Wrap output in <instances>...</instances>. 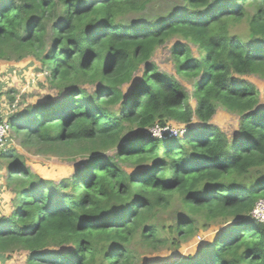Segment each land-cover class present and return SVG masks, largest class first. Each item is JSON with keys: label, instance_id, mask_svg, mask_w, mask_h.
I'll return each instance as SVG.
<instances>
[{"label": "trees", "instance_id": "trees-1", "mask_svg": "<svg viewBox=\"0 0 264 264\" xmlns=\"http://www.w3.org/2000/svg\"><path fill=\"white\" fill-rule=\"evenodd\" d=\"M153 1L0 0V97L19 106L11 123L33 115L25 141L87 154L56 185L0 151L14 194L0 217L2 259L23 251L26 264H146L143 255L226 225L175 264H264V224L251 216L264 198V87L249 79L264 81V0H181L165 17L122 21ZM175 38L169 73L152 57ZM28 58L48 71L56 98L24 100L36 77L6 88L2 63ZM197 79L193 107L182 81ZM221 107L239 116L235 136L212 123ZM170 123L185 133L145 134Z\"/></svg>", "mask_w": 264, "mask_h": 264}, {"label": "rangeland", "instance_id": "rangeland-1", "mask_svg": "<svg viewBox=\"0 0 264 264\" xmlns=\"http://www.w3.org/2000/svg\"><path fill=\"white\" fill-rule=\"evenodd\" d=\"M180 2L182 1L154 0L152 3L147 5L146 8L128 13L122 21L130 24L147 23L149 21L165 17L172 11V9L180 6ZM178 41H180V39L175 38L168 44L157 48V50L154 52L152 60L157 63L162 71L175 73V68L173 67L174 58L172 55V47ZM190 46L193 49L194 53L198 55V47L194 44H191ZM29 59L31 58L25 60L20 66H14L17 67V69L15 68V70H12L13 66L4 67L5 71L1 73V80L3 83H6V88L10 89L19 85H22L24 87L30 79L36 77L37 80L32 86L33 90H31V92L23 94L24 100H26V102H38L47 96L56 98L59 90L58 88H55L49 80H47L46 76L49 74L48 71L45 69L42 70L41 67L38 66H31L30 64H26ZM141 78L142 72H137L134 81H138ZM249 79L256 82L261 87V89H263V79L258 76H253ZM197 81L198 79L191 80L189 82L184 80L182 81L188 90L190 103L193 107L196 106L195 84L197 83ZM88 88L91 91L93 90L92 85L88 86ZM130 88L131 84H127L124 86L123 90L125 91V93H127ZM33 118L34 116L31 115L23 119H14L12 121L13 129L11 127L9 134V138L11 137L12 141L5 147V149H8V151L11 149L14 150L15 153L19 155V159H23L35 173L41 175L42 178L50 179L56 185H59V183L64 178L71 177L74 172L77 171L78 166H80L81 163L86 160L87 154L66 153L64 155L57 156L46 152L45 149L37 145L34 140H30L29 142L25 141V137L23 135L24 125L28 121L29 123L32 122ZM212 123L221 127L226 132V134L232 137L237 134L239 128V116L237 114L228 112L225 108L221 107L213 117ZM201 124L202 123L198 119H194L192 123L193 126ZM169 125L170 128L174 127L179 129L180 127V125H176L173 123H170ZM17 127L19 129V132L15 131V128ZM156 128L157 127L153 128L150 131H147L145 134L153 135ZM2 158L6 161H9L8 158L1 157V159ZM4 163L5 162H2V164ZM8 188H6V191L9 190ZM2 199L5 201L3 202V205L1 204V208L4 210L2 211L0 209V217L3 215V213H6L4 215L11 214L12 212L10 213V210L13 209V202L11 201L12 205H10L9 198L3 196ZM175 201H178V196L176 197ZM167 221L168 223H173L172 218H168ZM227 227L228 226L226 225L223 227H219L217 225L207 230H198L186 241H183L179 249L171 250L166 248L164 250L158 251L155 254H146L143 255V261L146 264H175L185 258L195 256L198 253H201L202 249L206 245L212 244L217 235L220 234L223 230L227 229ZM163 236H167V232L165 230L163 231ZM27 257V252L18 251L10 254V256L5 257V259H2L0 257V264H26Z\"/></svg>", "mask_w": 264, "mask_h": 264}, {"label": "built area", "instance_id": "built-area-1", "mask_svg": "<svg viewBox=\"0 0 264 264\" xmlns=\"http://www.w3.org/2000/svg\"><path fill=\"white\" fill-rule=\"evenodd\" d=\"M18 108V99L12 103L8 101V98L0 97V151L10 143L9 134L12 127L10 117ZM179 133L184 134L185 130L174 127L160 128L157 126L153 135L164 137L166 134L178 135ZM251 216L256 221L264 224V198L257 202L255 208L251 212Z\"/></svg>", "mask_w": 264, "mask_h": 264}, {"label": "crops", "instance_id": "crops-1", "mask_svg": "<svg viewBox=\"0 0 264 264\" xmlns=\"http://www.w3.org/2000/svg\"><path fill=\"white\" fill-rule=\"evenodd\" d=\"M24 61H20V62H8V61H4L2 63V67L4 68L5 66H20L21 64H23ZM26 64H27V62H26ZM32 86L30 87V89L32 88ZM20 87H22V85ZM25 87H26V85L23 88H25ZM2 162H5V163L2 164ZM8 168H9V161H6L5 159H3V158L1 159L0 158V174H2V175H0V209L2 211L4 209L1 208V204L3 205V202L5 201V200L2 199L3 196L9 198L10 205H12V202L11 201L14 198V194H13L12 188H10L9 185H8V183H9L8 177L10 175ZM6 184H7V186H6ZM6 188H8L9 190L6 191ZM6 192H7V194H6ZM11 212H13V209L10 210V213ZM4 214H6V213H3V215Z\"/></svg>", "mask_w": 264, "mask_h": 264}]
</instances>
